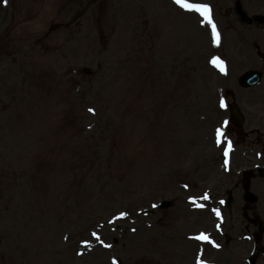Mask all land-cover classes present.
<instances>
[{"label": "rangeland", "instance_id": "obj_1", "mask_svg": "<svg viewBox=\"0 0 264 264\" xmlns=\"http://www.w3.org/2000/svg\"><path fill=\"white\" fill-rule=\"evenodd\" d=\"M186 2L219 43L176 0H0V264L219 263L197 235L222 219L226 264L243 234L264 254V79L238 82L264 69V0H242L251 24ZM235 101L227 159L211 138Z\"/></svg>", "mask_w": 264, "mask_h": 264}, {"label": "snow or ice", "instance_id": "obj_2", "mask_svg": "<svg viewBox=\"0 0 264 264\" xmlns=\"http://www.w3.org/2000/svg\"><path fill=\"white\" fill-rule=\"evenodd\" d=\"M3 2L6 4L7 3V0H3ZM177 3H180L182 4V6H184L185 8L189 9V10H195V11H198L200 12L204 17H206L208 19V21L210 23H212V28H213V31L215 32L216 34V42L219 43V33L216 32V25L215 23L212 21V18H211V8L209 5L207 4H198V3H188L186 2V0H176ZM219 58H216L213 60V63H216L217 60ZM223 62L220 61V65L222 66ZM121 215H124V213H122ZM202 239H207L206 236H201Z\"/></svg>", "mask_w": 264, "mask_h": 264}, {"label": "bare ground", "instance_id": "obj_3", "mask_svg": "<svg viewBox=\"0 0 264 264\" xmlns=\"http://www.w3.org/2000/svg\"><path fill=\"white\" fill-rule=\"evenodd\" d=\"M205 25V24H204ZM206 26V25H205ZM206 27H201V26H199V27H197L196 26V29H195V31H196V35L199 33H201L202 31L203 32H207V29H205ZM216 32H218V27L216 26ZM198 36V35H197ZM251 39V41H253V42H255V39L254 38H250ZM253 61V59H248V60H245V61H237L238 63L236 64V66H239V65H242V64H244V65H250L251 63H253L252 62ZM252 65V64H251ZM261 86H257V88H260ZM255 88V87H254ZM238 90H240L241 91V89H238ZM232 255V253H230V252H228V251H226V252H222L221 251V256L222 257H224V258H229L230 256Z\"/></svg>", "mask_w": 264, "mask_h": 264}, {"label": "water", "instance_id": "obj_4", "mask_svg": "<svg viewBox=\"0 0 264 264\" xmlns=\"http://www.w3.org/2000/svg\"><path fill=\"white\" fill-rule=\"evenodd\" d=\"M257 77H259V75L257 73H251V74H247V75L243 76L242 80H251L248 83H252L255 79H257ZM245 83H247V82H245Z\"/></svg>", "mask_w": 264, "mask_h": 264}]
</instances>
